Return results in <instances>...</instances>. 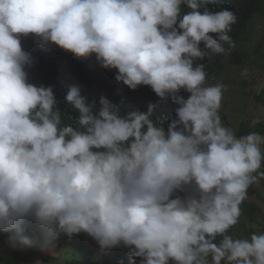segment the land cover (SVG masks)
<instances>
[{"label": "clouds", "instance_id": "obj_1", "mask_svg": "<svg viewBox=\"0 0 264 264\" xmlns=\"http://www.w3.org/2000/svg\"><path fill=\"white\" fill-rule=\"evenodd\" d=\"M232 1L0 0V233L8 247L42 242L43 250L83 232L102 251L129 248V264H264V232L230 234L249 187L264 179V135L237 137L223 124L227 86L207 85V65L195 63L236 47ZM29 35L76 58L94 55L128 89L170 98L177 118L165 132L152 119L156 105L122 116L105 97L94 113L73 86L65 99L80 116L75 127L62 125L53 87L28 82L33 60L20 38Z\"/></svg>", "mask_w": 264, "mask_h": 264}, {"label": "trees", "instance_id": "obj_2", "mask_svg": "<svg viewBox=\"0 0 264 264\" xmlns=\"http://www.w3.org/2000/svg\"><path fill=\"white\" fill-rule=\"evenodd\" d=\"M230 10L233 11L237 17V22L232 25V30L229 33L230 38L237 46L240 43L247 42L248 31L252 22L258 18H264V0H233L230 3ZM215 38V34H210ZM246 37V38H245ZM22 48L31 53L33 63L27 66L25 71L28 73V82L36 86H52L57 100V108L62 113V125L72 124L76 126V121L80 113L79 111L65 99L67 92L73 86L79 87L81 95L84 96L89 104L95 103L93 112H98L101 107L99 101L101 97L107 98L113 105L120 108V114L123 116L130 110H139L146 112L150 104L156 105L155 112L152 119L163 126L167 132L170 122L176 119L175 109L178 107L170 98L161 100L152 89L148 86H138L136 90H130L122 83L115 80L117 74L114 69H104L97 62L93 55L89 58H76L73 54L60 49L59 47L48 44L41 47L38 43L37 37L29 35L28 37H21ZM200 47L203 49L204 45L201 43ZM224 47L227 49L228 45ZM224 54H211L206 56L203 60H197L195 63L204 64L205 71L208 73L206 84H213L225 72V59H221ZM229 63L236 67L242 68L246 63V53L236 49L231 50L228 55ZM185 99L190 95L183 89L178 93ZM258 100L262 101L260 97ZM264 103V101H262ZM222 122L225 126L231 128L237 137L247 135L252 132L264 135V121L252 127L248 124H241L239 129H235L230 116L219 110ZM264 152V145L261 147ZM259 171H264V162ZM260 181L264 182V179ZM255 184L249 187L248 192L253 190ZM192 192V188L188 187L184 192H175L172 198L179 195L182 198ZM241 217L239 222L230 229V234L235 237L241 236L240 232H245L248 236L256 232L255 227L259 224L261 216V208L258 204L251 201H244L240 205ZM264 226V225H263ZM82 238L78 245L73 244L70 250L61 251L63 260H58L61 264H129L130 257L128 256V249L122 248L115 255H108L102 260H94L92 257H85L82 253L84 247L81 242L84 241L86 233L78 234ZM0 238H7L6 235L0 233ZM69 241L66 236L64 239ZM222 237H217L215 242H219ZM66 253V254H65ZM135 264H140V258H136ZM170 264L174 262L170 261Z\"/></svg>", "mask_w": 264, "mask_h": 264}, {"label": "rangeland", "instance_id": "obj_3", "mask_svg": "<svg viewBox=\"0 0 264 264\" xmlns=\"http://www.w3.org/2000/svg\"><path fill=\"white\" fill-rule=\"evenodd\" d=\"M247 42L236 46L246 53V63L240 69L232 66L228 59H225L226 70L224 74L213 84L223 83L226 89L223 92L220 110L226 112L237 130L241 124H248L252 127L264 121V18L258 17L253 22L248 31ZM245 37V38H246ZM258 97L262 101L258 100ZM263 145H261L262 147ZM248 201L255 202L262 210L259 224L255 227L256 231L264 232V182L259 181L255 188L248 193ZM8 236L7 233H2ZM241 236L247 237L241 231ZM60 236L52 241L45 249H41V243H37L24 251H15L8 247L6 238H0V264H34L39 260L42 264H61L58 260H63L61 251L70 250L73 244L78 245L82 239L74 235L71 239H64ZM84 249L82 253L85 257H92L94 260H102L108 255H115L122 248L128 249L121 244L111 250L102 251L97 242L86 234L84 241L81 242ZM72 249V248H71ZM52 253H57L53 258ZM66 254V253H65ZM53 258V260H50ZM43 259V261H42Z\"/></svg>", "mask_w": 264, "mask_h": 264}, {"label": "crops", "instance_id": "obj_4", "mask_svg": "<svg viewBox=\"0 0 264 264\" xmlns=\"http://www.w3.org/2000/svg\"><path fill=\"white\" fill-rule=\"evenodd\" d=\"M50 260H53V258H51ZM42 261H43V259H42Z\"/></svg>", "mask_w": 264, "mask_h": 264}]
</instances>
